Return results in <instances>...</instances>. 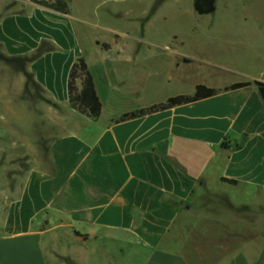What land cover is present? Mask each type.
<instances>
[{
  "label": "crops",
  "instance_id": "obj_1",
  "mask_svg": "<svg viewBox=\"0 0 264 264\" xmlns=\"http://www.w3.org/2000/svg\"><path fill=\"white\" fill-rule=\"evenodd\" d=\"M18 2L0 15V264H264V100L255 85L224 92L264 82V64L114 37L93 62L71 8ZM79 58L95 121L69 103ZM198 85L223 92L116 122Z\"/></svg>",
  "mask_w": 264,
  "mask_h": 264
},
{
  "label": "rangeland",
  "instance_id": "obj_2",
  "mask_svg": "<svg viewBox=\"0 0 264 264\" xmlns=\"http://www.w3.org/2000/svg\"><path fill=\"white\" fill-rule=\"evenodd\" d=\"M18 1L0 0V15L26 9ZM67 1L82 20L76 22L78 36L93 62L96 42L114 37L136 47L201 51L222 62L239 61L248 71L264 64V0H217L216 13L206 16L195 12L193 0ZM31 117L21 116L20 127L38 139L42 124Z\"/></svg>",
  "mask_w": 264,
  "mask_h": 264
},
{
  "label": "trees",
  "instance_id": "obj_3",
  "mask_svg": "<svg viewBox=\"0 0 264 264\" xmlns=\"http://www.w3.org/2000/svg\"><path fill=\"white\" fill-rule=\"evenodd\" d=\"M32 3L40 5L45 8H49L52 11L60 12L63 14H69L70 7L66 0H32ZM194 10L200 16L212 15L217 11V0H193ZM97 46L103 48H110V44L96 42ZM80 85V86H79ZM251 85H255L263 100H264V82L256 81L253 83H235L230 87H227L224 92L231 90H236L239 88H246ZM68 92H69V103L71 108L79 112L80 114L90 117L92 120H98L101 117L103 106L98 95L92 72L89 69V66L84 58H79L77 62L73 65L70 76L68 78ZM223 91L208 88L206 86L198 85L196 91L192 96H175L170 98L163 104L152 105L151 107L140 110L137 112H130L124 114L118 121L124 122L131 119H139L145 117L152 113L163 112L174 107H180L189 103L196 101H202L211 97L218 95ZM228 146L227 140L223 143L222 148L226 149ZM237 148H239L237 146ZM223 182L236 185L238 184L235 180L222 179Z\"/></svg>",
  "mask_w": 264,
  "mask_h": 264
}]
</instances>
